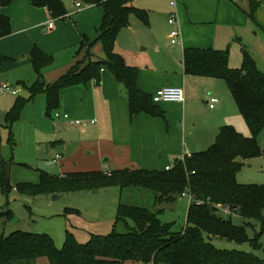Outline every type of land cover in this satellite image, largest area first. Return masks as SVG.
Instances as JSON below:
<instances>
[{
    "label": "trees",
    "instance_id": "trees-1",
    "mask_svg": "<svg viewBox=\"0 0 264 264\" xmlns=\"http://www.w3.org/2000/svg\"><path fill=\"white\" fill-rule=\"evenodd\" d=\"M13 1L0 0V38L12 33L11 20L1 10ZM79 1L87 6L101 7L104 11L98 41L103 45L106 59L92 61L93 56L88 49L75 69L48 85L42 80V71L54 62V58L35 48L31 57L38 79L28 87L31 97L44 92L47 96V115L51 116V112L60 108L64 90L92 80L99 81L102 71L108 69L126 89L132 118L141 113L161 115L152 96L138 89V69L127 65L115 52L117 37L129 25L131 16L148 26V13L134 8V0ZM32 5L46 8L55 19L68 14L63 0H32ZM259 6L255 1L249 6L248 16L252 21ZM86 46L87 39L81 44L79 52ZM242 55L241 67L233 69L229 65V49L192 48L184 51V71L187 75L226 82L251 135L246 137L233 126H224L210 148L176 160L170 170L122 169L109 174L85 171L63 175L41 172L38 183H21L14 188L11 184V163L0 155V189L7 198L13 190L20 195L37 197L64 195L99 186H118L122 191L140 188L154 193L153 209L121 203L113 231L107 236H93L85 245L78 243L71 233L67 234L62 248H58L47 234L21 231L8 236L2 234L0 264H264L253 254L221 250L212 244L214 239H221L258 246V239L249 237L247 227L237 226L225 219L219 206L232 209L236 215L247 220L249 226H254L252 222L257 223L261 233L264 232V184H241L237 180L243 168L241 160L264 156V147L259 144L264 130V72L245 49H242ZM3 61L0 58V67ZM23 106V102H18L7 113L6 122L10 127L19 120ZM184 193H189L193 201L187 212L185 228L176 232V222H163L159 218L164 209H158V206L174 204ZM13 218L14 213L10 209L0 212V219L11 221ZM119 225L124 226V232L117 230Z\"/></svg>",
    "mask_w": 264,
    "mask_h": 264
},
{
    "label": "crops",
    "instance_id": "crops-1",
    "mask_svg": "<svg viewBox=\"0 0 264 264\" xmlns=\"http://www.w3.org/2000/svg\"><path fill=\"white\" fill-rule=\"evenodd\" d=\"M252 1L260 5L254 21L248 16ZM161 2H166L169 10ZM151 3V9L146 11L149 25L131 16L129 25L117 37L115 52L127 65L138 69L137 86L142 93L153 96L166 86L181 87L184 102L157 105L162 113L159 116L141 113L132 118L126 89L108 69L102 71L99 81L92 80L62 92L59 112L68 113L74 119L96 121L90 125V136L94 139L91 142L97 151L95 168L105 174L122 169L165 170L186 155L210 148L222 127L238 123L233 98L230 99L224 80L187 75L184 51L229 49V65L238 69L243 62L242 49L252 56L246 48L251 32L256 28L264 34V0L242 3L182 0L178 13L182 42L172 45L169 31L173 27L169 23L166 27V16L169 20L172 13L170 1L152 0ZM75 9H67L64 18L55 19L46 8L34 7L32 0H14L3 8L1 13L10 18L12 33L0 38V58L4 59L0 81L15 83L30 94L28 87L38 79L31 57L35 48L54 58L42 71V80L48 85L75 69L88 49L100 59L93 56L92 61L105 60L103 45L98 41L103 9L98 6ZM86 39L88 46L79 52ZM252 58L259 68L258 60ZM36 96H44L46 102L44 92ZM211 98L218 99L213 109L209 107Z\"/></svg>",
    "mask_w": 264,
    "mask_h": 264
},
{
    "label": "rangeland",
    "instance_id": "rangeland-1",
    "mask_svg": "<svg viewBox=\"0 0 264 264\" xmlns=\"http://www.w3.org/2000/svg\"><path fill=\"white\" fill-rule=\"evenodd\" d=\"M75 1L79 0H63L69 10L75 9L72 4ZM151 1L134 0L132 6L148 12L152 6ZM161 5L169 10L166 2H161ZM83 8H87V5L83 4ZM167 18L168 16H166V27ZM246 45L247 50L258 60L259 68L264 72V34L255 28ZM92 56L99 58L97 55L92 54ZM4 84L13 88L18 87L15 83L0 81V85ZM229 97L232 100L231 93ZM18 102H23L24 106L20 110L19 120L10 127L6 122V116ZM232 107L238 117V123H234L236 127L232 126L242 135L250 136L251 132L233 100ZM47 112V98L46 102L44 96L32 98L23 87L18 96L0 94V155L3 160L11 163V184L14 188L21 183H38L41 172L58 175L73 171H98L95 168L97 151L96 146L91 142L94 139L90 136V126L88 128L73 126L63 119L54 118L59 111L51 112V116H48ZM86 129L87 133H83ZM259 144L264 147V130L259 137ZM57 157H61L59 164L55 162ZM241 162L243 168L237 176L239 183L264 184V156L241 160ZM121 203L153 209L154 193L140 188L122 191L118 186H99L69 192L58 199H54L53 195L37 197L20 195L15 190L7 198L0 189V212L10 209L14 213L11 221L0 219V235L8 236L17 231L47 234L53 238L58 248H62L67 234L71 233L78 243L85 245L93 236H107L113 231ZM190 204L189 198L180 197L174 204L158 206V209H164L159 218L163 222H176L174 231L179 232L186 226ZM221 215L237 226H246L249 237L258 239V246L255 247L250 242L238 244L221 239H214L212 244L221 250H237L253 254L264 262V232L261 233L260 226L254 222H252L254 226H249L247 220L236 214L228 216L221 213ZM117 230L125 231L122 225H119Z\"/></svg>",
    "mask_w": 264,
    "mask_h": 264
},
{
    "label": "built area",
    "instance_id": "built-area-1",
    "mask_svg": "<svg viewBox=\"0 0 264 264\" xmlns=\"http://www.w3.org/2000/svg\"><path fill=\"white\" fill-rule=\"evenodd\" d=\"M169 1H170V6L172 8V13L169 17L168 23L173 27V29L170 31V34H169L170 43L172 45H179L182 42L181 41V38H182L181 31L178 28V24H179L178 13H179V5H180L181 0H169ZM235 1L242 3L245 0H235ZM73 4L77 9H81L83 7V4L80 1H75ZM52 27L53 25L51 23L50 28ZM21 92H22V88L19 86L17 88H13L12 86L8 84L0 85V94L7 93L13 96H18L21 94ZM152 99H153V103L157 105L162 104V103H183L185 100L184 90L181 87L166 86V87L158 89L153 94ZM217 103H218L217 98H211L209 107L213 109L216 107ZM54 118L63 119L67 121L70 125L78 126L82 128H87L90 125H93L96 123L95 120L81 121L79 119H74L70 114L62 113V112H56ZM185 157H190V156L186 155ZM60 159L61 157H57L55 159V162H58ZM170 169H171V166H168L166 167L165 170H170ZM182 197L189 198L190 202L193 201L192 196L189 193H184ZM219 208L222 211V213H224L225 215L232 216L235 214V212L232 211V209L228 207L219 206Z\"/></svg>",
    "mask_w": 264,
    "mask_h": 264
},
{
    "label": "water",
    "instance_id": "water-1",
    "mask_svg": "<svg viewBox=\"0 0 264 264\" xmlns=\"http://www.w3.org/2000/svg\"><path fill=\"white\" fill-rule=\"evenodd\" d=\"M61 197H62V195H54L53 196L54 199H58V198H61Z\"/></svg>",
    "mask_w": 264,
    "mask_h": 264
}]
</instances>
